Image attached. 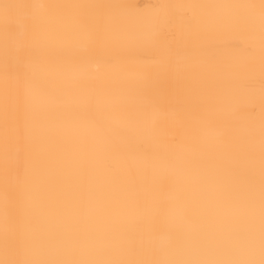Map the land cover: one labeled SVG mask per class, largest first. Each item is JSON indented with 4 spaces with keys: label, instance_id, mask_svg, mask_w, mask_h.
I'll return each instance as SVG.
<instances>
[{
    "label": "snow or ice",
    "instance_id": "obj_1",
    "mask_svg": "<svg viewBox=\"0 0 264 264\" xmlns=\"http://www.w3.org/2000/svg\"><path fill=\"white\" fill-rule=\"evenodd\" d=\"M0 264H264V0H0Z\"/></svg>",
    "mask_w": 264,
    "mask_h": 264
},
{
    "label": "bare ground",
    "instance_id": "obj_2",
    "mask_svg": "<svg viewBox=\"0 0 264 264\" xmlns=\"http://www.w3.org/2000/svg\"><path fill=\"white\" fill-rule=\"evenodd\" d=\"M143 2H148V0H143Z\"/></svg>",
    "mask_w": 264,
    "mask_h": 264
}]
</instances>
